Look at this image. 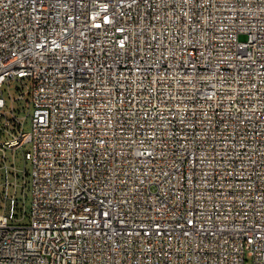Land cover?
<instances>
[{
	"label": "built area",
	"instance_id": "obj_1",
	"mask_svg": "<svg viewBox=\"0 0 264 264\" xmlns=\"http://www.w3.org/2000/svg\"><path fill=\"white\" fill-rule=\"evenodd\" d=\"M0 264H264V0H0Z\"/></svg>",
	"mask_w": 264,
	"mask_h": 264
},
{
	"label": "rangeland",
	"instance_id": "obj_2",
	"mask_svg": "<svg viewBox=\"0 0 264 264\" xmlns=\"http://www.w3.org/2000/svg\"><path fill=\"white\" fill-rule=\"evenodd\" d=\"M242 39H244V36H241ZM21 82L19 81H13L11 82V84L8 86L7 84L4 86L3 90H4V96L6 97V99L8 100L9 104L11 105V100H10V92H9V89L11 91V93L13 95H16L17 94V86L20 85ZM17 107L20 109V105L17 104ZM33 109V106L31 107V110ZM22 115L26 114L28 119L26 121V125H25V131L26 132H29L30 131V115H28L29 113V110H28V107L26 109H21V112H20ZM31 149V144L30 143H27L23 150H20L17 152V154L15 155V158L13 156V152H9V161L10 162H13L14 159L18 165V167L21 169V170H24L25 168L29 169L30 168V163H28L26 160H25V157H24V154L26 151L30 150ZM21 182H23V174H22V171H21V179H20ZM20 197H21V192H22V188H20ZM26 210L28 212H30V208H31V190H30V187L28 185L27 187V191H26ZM26 222H28V217L26 218Z\"/></svg>",
	"mask_w": 264,
	"mask_h": 264
}]
</instances>
